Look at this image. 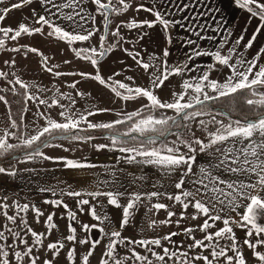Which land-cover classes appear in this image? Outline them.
I'll return each mask as SVG.
<instances>
[{
    "label": "crops",
    "instance_id": "1",
    "mask_svg": "<svg viewBox=\"0 0 264 264\" xmlns=\"http://www.w3.org/2000/svg\"><path fill=\"white\" fill-rule=\"evenodd\" d=\"M131 1L134 7V18L126 13V16L131 19V24L136 25L131 28L128 27L129 24L126 21L122 20L120 12L116 11L114 7H111V12L107 14L105 10L98 9L95 0H79L75 10L62 8L59 11L51 4L45 5L41 3V0H32V3L19 9H12L5 20L0 22V27L13 29V32L9 33L7 37L0 33V39L6 40L0 51L2 57L6 55L17 57L21 56V53L30 52L31 47L20 44V37L24 35L23 33L15 40L10 37L15 34V30H18V25L21 23L28 27L34 26L39 16H44L54 27H59L70 34L87 35L89 31L93 33L85 41L69 43L65 39L64 44L69 47V52L64 59L50 60L47 58L45 62L44 58L38 59V54L31 52V59L27 64L17 62L18 59H16V63H13V59L10 58L5 61L7 63L2 61L0 68L6 72L8 79L12 83L20 81L26 86L24 87L25 99L21 132L17 134L16 127L11 126L13 121L8 122L11 124V132L15 135L16 143H23L32 135H36L38 131L48 126L49 120L67 123L69 122L68 118L71 117L72 122L79 121L77 127H89V124H112L128 118L129 115L149 110V114L138 119L133 125L134 127L140 120L149 117L161 119L176 115L173 109L151 107L150 101L146 97H137L134 92L129 93L126 88H119V83H124L133 89L136 87L149 89L158 100L165 103H172L183 95L184 99L180 103H185L196 96L202 100L204 93L216 96L217 93L208 87V81L225 82L233 71L230 66L243 71L248 66V62H252L255 65L253 73L257 72L260 67H264V51H261L264 49V23L259 17H252L246 9L241 8L236 0ZM18 2L20 0H5L3 4H0V9L10 7L12 3ZM54 2L61 4L64 0H54ZM102 2L103 0H101ZM261 2L264 3V0ZM141 4L145 9H153V12L143 9L137 11ZM184 5H188V7L185 8ZM155 11H159L162 17L169 21L167 29L159 22H155L153 14ZM74 12H78L80 15L74 16L73 20H68L67 15L74 14ZM144 21L153 23V26L148 27ZM258 26H260L259 32H257ZM254 34L255 40L251 47H247L248 41ZM241 36H243V40L237 44L236 41ZM189 40L193 43L189 44ZM104 44L107 45L105 48L107 53L104 58L97 60L104 49ZM12 49H18V51ZM78 50L84 51L85 54L76 56ZM165 50L168 52L167 56H164ZM195 51L208 54L195 55ZM216 52H219L221 56L230 57L229 65L217 62L213 55ZM137 53L139 55H136ZM83 57L95 59L97 64L94 66L91 59ZM137 60L140 61L139 64ZM240 61L243 62V67H241V63H238ZM143 63L149 64L147 70L142 67ZM178 67L180 71L177 72L175 69ZM49 68L51 71L47 70ZM97 71L101 78L106 80L105 85L90 78L95 76ZM161 72L171 74L168 75L163 86L153 87L151 84L153 74ZM56 73H60V75H56ZM81 73L88 75L82 76ZM205 75L208 80L203 79ZM251 78L250 76L249 79ZM185 83L191 84L192 87L185 89ZM73 84L75 87H71ZM197 84L201 85L202 93L195 92ZM112 87H116L122 96L128 95L134 98L124 100L122 96L117 97L111 90ZM252 91L264 92V88L254 86ZM41 100H44L45 103L41 104ZM193 103L195 102L193 101ZM0 104L6 108L7 116L10 118L5 100L0 101ZM145 105H149V107H145ZM105 109L107 111H103ZM61 112L65 115L61 116ZM89 112L93 114L89 115ZM192 112L203 114L188 121L183 120V124L187 125L186 128L183 125L182 130L163 138L169 141V138L176 135V147L170 145L164 147L178 148L180 153L191 156V172H187L186 165L172 169L149 162L155 160V157L144 156L139 161L135 160L136 164L130 165L129 170L118 169L115 175V188L126 192H150L166 196H183V193L187 191L194 194L189 197L191 201L200 200L206 207H209V210H245L244 206L248 203L247 200L237 196L233 201L231 195L220 196V199L224 201L221 204L216 199L219 193L213 191L214 188H218L222 189L224 193H233V189L227 187L229 183L237 186V190H239L241 184L247 185L256 182L255 173L247 171L246 167L244 170L231 171L232 168L238 167L232 163V158L240 152L241 148L246 147L249 141L229 139L225 142L211 143L213 135L220 127V122L227 125L238 120L204 110H194L188 113ZM81 116L84 119H81ZM213 117H215V123L212 122ZM197 139L201 141L200 144L195 143ZM71 140L73 139H56L50 144L52 146L44 147L40 151L43 155L28 154L25 157L27 161H33L31 169L26 165L14 164L13 171L22 170L23 181H31L33 185L47 190L54 189L58 192L59 190L64 191L65 188L71 189L72 192L103 190L105 188L104 175L97 165L93 168H80L79 170L53 165V160L70 157L61 154L55 155L46 150ZM181 141L186 143H181ZM260 141V136L254 138V142ZM225 152H229L227 162H224ZM239 158L242 159V156ZM250 159L254 160L255 158L250 157ZM44 160L49 163L43 164ZM201 169L205 171L202 173ZM66 178L74 180L70 183L65 181ZM181 181L183 182L182 187L176 188L175 185ZM201 181L203 182L201 183ZM68 184L72 185L71 188L67 187ZM213 204L215 208L212 207Z\"/></svg>",
    "mask_w": 264,
    "mask_h": 264
},
{
    "label": "rangeland",
    "instance_id": "2",
    "mask_svg": "<svg viewBox=\"0 0 264 264\" xmlns=\"http://www.w3.org/2000/svg\"><path fill=\"white\" fill-rule=\"evenodd\" d=\"M102 3L108 4L109 0H103ZM124 3L129 5L126 10H123V5L119 3V0H111L112 7L120 12L122 20L131 24V19L126 16V13L134 16L132 1L124 0ZM37 27H41V25L36 23L29 28ZM53 28V25L52 27L44 25L42 33L33 35L23 33L24 35L20 37V44L36 48L38 59L40 57L41 59L47 57L50 60L64 59L69 52V47L64 44L65 39H60L58 34L48 35L49 32L53 31ZM0 40L4 41V47L6 40ZM3 47H0V51ZM80 52L81 55L85 54L84 51ZM10 56L2 57L0 55V65H2V61L5 62L8 58L13 59V63H16V59H18L17 62L27 64L31 59V51L21 53V56L17 57ZM0 72L6 73L1 68ZM21 85H23L21 82L12 83L7 74L0 76V90L11 94L15 108L19 105L17 97ZM10 120L11 117L7 116L6 108L0 104V137H4L5 133H8L7 142L15 147L18 143L14 139L15 135L11 132L12 125L8 123ZM172 137L169 138V141L167 139L154 140L152 145L159 148H163L165 145L176 147V135ZM111 142L112 139L109 137L89 141L73 139L59 144V147L55 146L53 149L46 150L55 155L61 154L70 157L53 160L52 163L56 167L79 170L80 168H93L97 165L104 175L105 188L103 190L72 192L71 189L65 188L64 191L59 190L58 192L54 189L47 190L38 185H33L31 181H23L22 170L0 173V232L3 233V238H0V249L8 253L9 264H31L32 259L36 260V264H44L45 260L50 261L51 264H84L83 257L89 251H92V255L88 258V264H101V261H107V264H117V261H120L121 264H148V261H151V264H188V262L190 264H205L202 259H193L197 255L208 256L212 264H227L226 257L214 259L211 256L213 250L219 251L221 248H224L227 256L234 257L232 264H235V251L229 250V246L233 244H235V250L243 254L246 264H264L253 254L254 251L264 254V244L258 243L259 240H264V233L257 234L256 229L252 228L251 225L245 228L236 223V221H242L244 209L209 210L206 215L195 209L193 206L195 202L191 201L189 197H184V195H180V201H177L174 197L179 195L166 196L156 193L153 196L150 192H126L116 189L115 175L118 169L129 170L130 165L136 164L135 160L139 161L145 155L137 153L140 149L138 146L128 148L133 149V151H121L124 148L113 147ZM10 150L12 148L8 151ZM27 155L7 160L4 165L22 164L31 169L33 161H27L25 158ZM68 161L75 162L80 166L71 167L68 165ZM48 163L46 160L43 162L45 165ZM72 180L74 179L66 178L65 181L71 183ZM68 186L71 188L72 185L68 184ZM75 192H79L80 195H69V193ZM90 193L97 195H89ZM107 193H112V195L109 196ZM136 196H139L140 199L135 200ZM113 198L116 199L119 207L109 203ZM81 200H88L89 203L80 204ZM129 202L134 203V208L129 210V222L124 227H120L123 208ZM185 203L189 205L187 209L184 208ZM156 204H163L166 207L156 209L154 207ZM25 205H27L26 209H24ZM93 209L100 220L91 214ZM69 212L75 213L74 219L68 215ZM169 212L174 213V215L169 217ZM50 215L52 216L51 223L55 225L53 228H49L48 217ZM8 216L14 217V221L8 220ZM210 216H219L220 219H210ZM224 219L230 221L228 226L233 231L231 234L216 237L215 232L225 227ZM205 220L208 221L210 227L201 231ZM153 221L156 223L150 227ZM161 221L169 222L160 223ZM258 223L264 227V219L259 220ZM84 225H88L89 228L85 229ZM92 225L97 227L92 228ZM28 228L38 234H43L39 237L40 243L36 242L37 238L31 235ZM70 228H74L75 232L73 233ZM101 228L103 231H100ZM186 229L192 231L188 232ZM249 230L253 232L252 236L246 235ZM113 231H119L120 236H111ZM17 233L18 235H15ZM69 235H74L75 239L69 241L67 239ZM206 235H212L213 239L211 241L206 240ZM166 236H170V239H164ZM156 239L160 240L159 245L150 243ZM245 239L251 243H256V248L251 249L244 244ZM82 240L87 241V243H80ZM197 240H202L207 247H189L194 245ZM22 241L24 242L22 243ZM95 241H99V243L92 249V242ZM139 241L149 243L141 245ZM50 243L63 244V248H60L59 252L54 255L55 250H50L47 247ZM109 243L113 244L112 257L105 255ZM29 247L32 249L31 254L23 256ZM165 248L169 250V255L165 256L164 261L153 256V252L164 255L163 250ZM69 251L73 252L71 260L68 259ZM16 252H20L23 259L18 260L15 257ZM133 252L147 257V260H137ZM172 253H176V256L169 259ZM183 253L187 255H181ZM0 259H4V257L0 256Z\"/></svg>",
    "mask_w": 264,
    "mask_h": 264
},
{
    "label": "snow or ice",
    "instance_id": "3",
    "mask_svg": "<svg viewBox=\"0 0 264 264\" xmlns=\"http://www.w3.org/2000/svg\"><path fill=\"white\" fill-rule=\"evenodd\" d=\"M5 2V0H0V4H3ZM32 3V0H20V2L18 3H12L10 7H4L3 9H0V22H2L3 20H5L7 14L12 10V9H19L21 7H23L26 4H30ZM42 4L48 5L51 4L53 7H55L57 9V11H59L62 8H69V9H73L75 10L76 6L79 3V0H64L63 3L61 4H56L54 2V0H41ZM95 3L98 5V9H103L105 11H107L110 7H112L111 4V0H109L108 4L105 3H101V0H95ZM119 3L123 5V10H126L128 8V4L124 3V0H119ZM236 3L241 7L246 9L252 17H259V19L262 21V23H264V3L261 2V0H236ZM251 5V7H250ZM184 7H188V5H184ZM145 10V11H149V12H153V9H145L144 6L141 4L138 8L137 11L139 10ZM155 16V22H159L165 29H167L168 25H169V21L164 19L162 17V14L159 11H155L154 13ZM80 14L78 12H74V14H69L67 15V19L68 20H73L74 16H79ZM36 23L40 24L41 27H37V28H29L28 26H26L25 24L21 23L20 25H18V30H15V34L12 35L10 38L15 40L17 37H19L22 33L28 34V35H33L36 33H42V28L44 25H48L49 27H52V24L50 23V21L48 19H46L44 16H39L36 19ZM145 24H147L148 27H152L153 23H150L148 21H144ZM136 25L133 24H129L128 27H135ZM260 31V26H258L257 28V32ZM13 32V29L11 27H0V33H3V35L5 37L9 36V33ZM53 34H58L60 39H66L69 43L73 42V41H85L88 40L89 37L93 34L91 31L88 32L87 35H80V34H70L67 31H63L61 28L59 27H54L52 32H49L48 35L51 36ZM114 35L116 33H113ZM255 34L252 36V38L248 41L247 43V47H251L252 42L255 40ZM101 40H103V37H101ZM243 40V36H241L236 43L239 44L240 41ZM189 44L193 43L191 40L188 41ZM4 41L0 40V47H3ZM13 51H18V49H12ZM31 52L34 53H38V50L36 48H31L29 49ZM111 50V49H109ZM93 51H95V49H93ZM261 51H264V49H262ZM131 55V53H129ZM195 55H207L208 53H201L199 51H195L194 53ZM136 55H139L138 53ZM168 52L167 50L164 51V56H167ZM215 60L217 62H219L220 64L223 65H229V59L230 57L227 56H221L219 52L213 53ZM76 56H81V52L77 51L76 52ZM85 59H91L90 57H83ZM135 59V56L133 57ZM189 59H191V57H189ZM44 60L46 62L47 57H44ZM7 63V62H5ZM67 63V61H66ZM91 63L92 65H96L97 61L95 59H91ZM137 63L139 64L140 61L137 60ZM238 63H241V67H243V62L240 61ZM142 67L147 70L149 68V64L148 63H143ZM233 68V71L231 73V75H229L227 77V79L225 80V82L223 83H217L215 81H208V87H210L212 90H214L217 95L216 96H210L207 93L203 94V100H201L199 98V96L193 97L192 100H189L188 102L185 103H180L181 100L184 99V96L181 95L179 96L178 99L174 100V102L172 103H165V102H161L160 100L157 99V97L152 93L151 90L149 89H142L140 87H136L135 89L133 88H129L127 87V85H125L124 83H119V88L121 89H127V91L129 93H135V96L137 97H146L148 99V101H150V106L151 107H158V108H167V109H173L175 110V113L177 115V117H179L182 120L188 121L191 119H194L197 116L202 115L203 113L201 112H192V113H188L185 111V109L188 108H192L194 107V103L195 104H203L204 101H208V100H213V99H218L220 97H226L232 94L237 93L238 91L244 90V89H254V86L256 88H264V67H260L259 70L255 73H253V68L255 67V65L252 62H248V66L243 70H237L235 69L234 66H230ZM48 71H51V69H47ZM175 71H180V68L178 67L177 69H175ZM171 73H167L165 74L164 72H161L160 74H153V78L151 80V84L153 87L159 88L161 86H163L164 81L168 79V75H170ZM6 75V73H2L0 72V76H4ZM56 75H60V73H56ZM82 76H87L88 74L85 73H81ZM252 77L251 79H249V77ZM91 79H94L96 81H98L101 85H105L106 84V80L101 78L99 72L97 71V74L95 76H91ZM109 79H111V77H109ZM131 79V78H129ZM204 80H208L207 75H205L203 77ZM17 83H20V81H17ZM22 87H26L25 85H21ZM71 87H75V84L71 85ZM192 85L185 83L184 84V88L188 89L191 88ZM115 95L117 97H121L122 94L121 92L117 91L116 87H112L111 89ZM195 92L196 93H202V87L200 84H197L195 86ZM253 95H259L260 99L259 100H253V99H247L246 103L248 105H261L264 106V92H258V91H253ZM175 96V94H174ZM31 98V97H30ZM134 97L132 96H122V99L124 100H128V99H132ZM5 98L3 96H0V101H4ZM6 102V101H5ZM41 104L45 103L44 100L40 101ZM145 107H149V105H145ZM103 111H107V109L103 110ZM89 115H92L93 113L89 112ZM61 116H64L65 114L63 112L60 113ZM129 119L132 118L131 115L128 116ZM81 119H84L83 116H81ZM69 122L67 123H57L55 121H48V126L44 127L42 130L38 131V133L36 135H32L30 138L26 139L23 141L24 145L26 146H31L34 142L39 141L40 138L42 136H44L46 133H51V131L53 129H63L65 131L69 130L70 128H76L77 124L79 123V121H75L72 122L71 117L68 118ZM171 120L173 121V123L176 122V117H166V118H161V119H153L152 117H149L148 119H144V120H140L132 129V131H137L140 132L141 134L145 133L146 131H158L155 128V125H164L167 124L168 121ZM213 123H215V117H213L212 120ZM115 123H121V121H116ZM203 123V122H201ZM13 127H15V122H13L12 124ZM113 125L112 124H100V125H95V124H89V127H103V128H111ZM184 127L186 128L187 125H184ZM163 132H160V135H163ZM8 133H5L4 137H0V154H2L3 152H7L9 149L13 148L14 146L9 144L7 142V137ZM256 136H260L261 137V141L260 142H254V138ZM65 139L67 137H64ZM75 138V137H73ZM178 139H179V135H178ZM229 139H235L237 141H249V143L247 144L246 147H243L240 149V152L238 154H236L233 158H232V163L238 165V167H234L231 169V171L236 172L238 170H244L246 167V170L251 172V173H255L257 179L255 183L252 184H241L239 185V190H237V186L233 185V184H228L227 187L229 189H233V193H224V191L222 189H218V188H214L213 191H216L219 193V196H217V200L219 201V203L223 204V200L220 199V196H228L231 195L233 197V201L236 199V197H241L244 200H247L248 203L245 204V212L242 216V221H236V223H238L241 227H245L248 228L249 225L252 226V228L256 229V233L257 234H261L264 233V227H261L258 223L259 220L264 219V114L260 115L258 120L256 121H245V122H241V121H235L234 123H229L227 125H225L223 122H220V127L217 129L216 133L213 135V139L211 140L212 144H216L217 142H225L228 141ZM150 143H154L155 141L153 139L149 140ZM181 143H186L185 141H181ZM196 144H200L201 141L200 140H195ZM52 145L45 143L44 147H50ZM59 146V145H56ZM189 150L191 151V146L189 145ZM133 151V149H121V151ZM201 150H203V148H201ZM166 151L169 153V155H161L160 151L157 149H154L152 151H145L140 153L141 155H145V156H150V157H155V160L149 161L152 163H157V164H161L164 166H168L172 169H175L177 167H180L181 165H186L187 166V172H191V168H192V157L191 156H187V154H182L179 152L178 148H173V147H167ZM36 155H43L42 152H40L39 150H37V152L35 153ZM242 156V159H240L239 157ZM250 157L255 158L250 159ZM48 158V157H45ZM229 159V152H225L224 153V162H227ZM68 165L71 167H78L80 165L76 164L75 162L72 161H68ZM205 170L201 169V172L203 173ZM6 169L3 167H0V173H5ZM186 172V174H187ZM203 181H201L202 183ZM182 181L177 183L175 185L176 188H181L182 187ZM223 183V182H221ZM205 187H207L205 185ZM69 195H76L79 196L80 193L79 192H75V193H69ZM89 195H97V194H93L90 193ZM107 195L111 196L112 193H107ZM151 195L155 196L156 193H152ZM183 195L185 197H190L193 196L194 194L192 192H184ZM172 198V197H170ZM140 197L136 196L135 200H139ZM175 200L180 201V196H176L174 197ZM80 204H88L89 201L88 200H81L79 202ZM109 203H111L112 205H116L119 207V205H117V201L115 198L111 199L109 201ZM188 204L185 203L184 204V208L187 209L188 208ZM194 208L197 209L199 212L204 213V214H208L209 213V207H206L204 203H202L200 200H196L194 203ZM233 206L235 207V205L233 204ZM66 207V206H65ZM156 209H161V208H165L166 206L163 204H156L154 206ZM213 208H215V205H212ZM27 208V205L24 206V209ZM134 208V203L133 202H129L127 204V206H125L123 208V218H122V222L120 224V227H124L125 225L128 224L129 222V216H130V212L129 210ZM23 210V209H22ZM91 214L93 215V217H95L97 220H100V217L96 215L95 210L93 209ZM68 215L70 217H72L73 219L75 218V213L69 212ZM169 217H171L172 215H174V213L169 212L168 213ZM195 218V217H193ZM210 219H220L219 216H210ZM8 220L10 221H14V217L12 216H8L7 217ZM52 221V216L50 215L48 217V222H49V228H53L55 227L54 224L51 223ZM169 221H161L160 223H167ZM155 221L152 222V224L150 225L153 226L155 225ZM223 223L225 225L224 228L220 229L219 231L215 232V236L216 237H222L225 234H231L232 233V228L229 227V223L230 221L228 219H224ZM92 228L97 227L96 225H92ZM210 225L208 223L207 220L204 221V224L201 227V231L209 228ZM84 228L87 229L89 228L88 225H84ZM70 230L74 233L75 229L74 228H70ZM9 231H11L9 229ZM28 231L31 233V235L33 237H36V242L40 243V235L43 234H38L34 231H32L31 228H28ZM100 231H103V229L101 228ZM186 231L190 232L192 231L191 229H186ZM15 235H18L15 234ZM175 235V234H173ZM247 236H252L253 232L251 230H249L246 233ZM111 236H120V232L119 231H113L111 232ZM0 238H3V233L0 232ZM67 239L69 241H72L75 239L74 235H69L67 237ZM164 239H170V236H166L164 237ZM206 240L211 241L213 239L212 235H206L205 236ZM24 241H22L23 243ZM131 243H135L134 241H130ZM80 243H87V241H80ZM99 241H95L92 242V249L95 248L96 244H98ZM139 243L141 245H144L146 243V241H139ZM150 243L152 244H156L159 245L160 244V240L156 239V240H152L150 241ZM244 244L248 245L249 248L251 249H255L256 248V243H251L248 239H245L243 241ZM258 243L260 244H264V240H259ZM207 247L206 245H204L202 240H197L195 241L194 245H190L189 247ZM48 249L50 250H55L54 251V255L57 254L60 250V248H63V244H57V243H50L47 245ZM107 252L105 253V255L112 257L113 255V244L109 243L107 245ZM229 250H234L235 251V264H246V260L243 256V254L241 252H239L238 250H235V244L230 245L229 246ZM149 251H151V249H149ZM164 255H158L157 253L153 252V256H156V258L160 261H164L165 260V256L169 255V250L167 248H165L164 250ZM32 252V249L29 247L27 249V251H25L23 253V256H29ZM254 256L261 262H264V254H261L260 252H256L254 251ZM92 255V251H89L87 253V255H85L83 257L84 260V264H88V258L89 256ZM133 255H135L137 260H147V257H143L140 256L138 254H136L135 252H133ZM181 255L186 256V253H183ZM0 256L4 257V259H0V264H9V260L7 259L8 253L6 251H2V249H0ZM23 256L21 255L20 252H16L15 253V257L18 260L23 259ZM73 256V252L69 251L68 252V259L71 260ZM172 256H176V253H172L171 256H169V259L172 258ZM211 256L214 259H218L219 257H226V261L227 264H232L234 257L233 256H227L226 252L224 250V248H221L219 251H215L213 250L211 252ZM193 259L195 260H204L205 264H212V261L209 260L208 256H201V255H197L196 257H194ZM31 264H36V260L32 259ZM44 264H51L50 261L45 260ZM101 264H107V261H101ZM117 264H121L120 261H117ZM148 264H151V261H148ZM188 264H190V262H188Z\"/></svg>",
    "mask_w": 264,
    "mask_h": 264
},
{
    "label": "trees",
    "instance_id": "4",
    "mask_svg": "<svg viewBox=\"0 0 264 264\" xmlns=\"http://www.w3.org/2000/svg\"><path fill=\"white\" fill-rule=\"evenodd\" d=\"M103 47L105 49L107 48V45L104 44ZM19 92L20 93L17 97L19 105L17 108H15V102L11 100V94L0 90V96L5 98L11 120L15 122L17 134H19L22 130V111L25 99L24 87H20ZM247 99L259 100L260 97L253 95L252 89H244L226 97L204 101L203 104L194 103V107L185 109V111L191 112L194 110H204L220 113L231 119L241 122L256 121L260 115L264 114V106L256 104L248 105L246 103ZM149 112V110L140 111L132 115L131 119L126 118L120 120L121 123H112L113 126L111 128L76 127L70 128L67 131L63 129H53L50 134L46 133L40 138L39 141L34 142L31 146H26L24 143H18L12 148V150L2 153L0 155V167L5 168L6 172L13 171L15 166L4 165V162L22 155L35 154L37 150L41 151L44 148L45 143L51 144L56 139H58V136L60 135H62L63 138L67 137L66 139H74L73 137L77 139L109 137L112 139L111 145L113 147L128 149L138 146L140 148L137 151L138 154L145 151L150 152L154 149L159 150L161 154H169L166 151V147H154L152 143L149 142V140H161L173 132L182 130L183 120L175 115V123L169 120L167 124L155 125V128L158 131H146L143 134L137 131H132L133 125L137 122V120L145 117L147 114H149ZM160 132H163L164 134L160 135ZM167 132L169 133L167 134Z\"/></svg>",
    "mask_w": 264,
    "mask_h": 264
},
{
    "label": "water",
    "instance_id": "5",
    "mask_svg": "<svg viewBox=\"0 0 264 264\" xmlns=\"http://www.w3.org/2000/svg\"><path fill=\"white\" fill-rule=\"evenodd\" d=\"M110 12H111V7L106 11V13L109 14ZM106 53H107V49H103L101 55L97 58V60H101L102 58H104V56L106 55ZM168 133L169 132H167V134ZM58 139H63V136L62 135L58 136Z\"/></svg>",
    "mask_w": 264,
    "mask_h": 264
}]
</instances>
